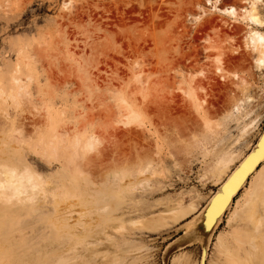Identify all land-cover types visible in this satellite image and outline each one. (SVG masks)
<instances>
[{
  "label": "rangeland",
  "instance_id": "1",
  "mask_svg": "<svg viewBox=\"0 0 264 264\" xmlns=\"http://www.w3.org/2000/svg\"><path fill=\"white\" fill-rule=\"evenodd\" d=\"M249 1L0 0V169L40 178L0 204V264H261L233 210L199 214L264 129Z\"/></svg>",
  "mask_w": 264,
  "mask_h": 264
},
{
  "label": "bare ground",
  "instance_id": "2",
  "mask_svg": "<svg viewBox=\"0 0 264 264\" xmlns=\"http://www.w3.org/2000/svg\"><path fill=\"white\" fill-rule=\"evenodd\" d=\"M258 2H259V0H250L249 1V7L243 9L242 14H240V16L246 22L248 29H249L245 35V45L254 54V56H253L254 68L256 70L260 71L261 69H264V34L253 29V27H260L264 23L256 11V5ZM71 3H72L71 1H67L66 3H63V9H65V10L67 9L66 11H69L71 9V5H72ZM223 12L229 18L235 19L237 17V12L232 7L224 9ZM2 97H4V96H3L2 91L0 90V98H2ZM2 100H3V98H2ZM5 100L16 102L15 101L16 96L9 94L8 96H6ZM251 126H252V124H251ZM247 127H249V126H247ZM259 140H260V143L258 144ZM95 144H96V139L94 137L88 138L82 144L78 141H76L75 143H72L71 145H73V146H72V153L70 154V159H69L70 162H72V163L75 162V160L80 156L79 155L80 152H89V151L93 150V147ZM257 144H258V146H257ZM257 147L258 148L260 147V149L264 148V129L259 134L258 140H257L256 144L253 145V148L251 150H249L246 155H244V156L242 155L243 157L241 156L235 163H233V161L235 159L236 154L226 155V156L222 157V159L220 161V166L218 168L219 174H221V172L227 170L230 167V165H232V163H233L232 166H234L236 163H238V164L235 167H231V168H233V170H231V168H230L229 171L227 172L228 174L227 173L225 174V178L224 179L222 178L221 181L218 182V183H220V185H219L220 186V193H219L220 195H222L221 187L223 186V184L226 183L237 170L238 171L240 170L239 168H241V166L245 162L247 156L250 153H253L255 148L258 149ZM50 148H51L50 150L52 152H55V150H56L55 145H51ZM52 154H54V153H51V155ZM259 162H261V163L258 165V167H256V169L253 171V173H251V175L247 178L245 184L242 186V189H244L243 192H244V196H245L242 204L238 205L239 203L237 201L233 202V200H232V202L229 203L227 210L228 209L233 210V211H230L229 214H230V218L232 217L234 219V221L238 220L240 222H244L245 224H247V226L249 228L248 230L251 231V235H250V239H249V243H250L249 245H251V248L254 251L253 258H255V256L259 257L261 264H264V157H263V159L261 158L257 161V163H259ZM246 163L243 164V166H242L243 168H244ZM239 173H237L232 178L231 181H233ZM248 179H249V181H248ZM230 182H229V184H230ZM0 185H3V188L0 189V204H3V205L9 204L10 205L13 202L22 203L25 201H30L34 198V195L40 186V178L36 174L29 171L28 169L18 171L14 168L6 166V167L0 169ZM214 195L215 194H213L212 197ZM212 197L210 198L207 205L199 212V214H201L203 212L204 224L206 227H208V225H207L208 223L206 222V218H207L208 213L206 215L205 212H206L207 208L209 207L211 200L213 199ZM71 202L68 203V207H69L68 215H72V214L78 212V210H77L78 207L75 209V207H74L75 205H72ZM64 205H65V203H64ZM61 206H63V205H60V207H58V210L56 209V212L59 211V208H60V210L62 209ZM187 210L185 211L184 208L176 210L173 214L174 221H178L183 216H185L188 212H193L195 209H194V207L190 206V207H188ZM62 211H64V209ZM261 214H263V215L261 216ZM58 216H61V215H58ZM69 219L70 218H68L66 220H69ZM72 219L74 220V217ZM216 221L217 222L215 223V225H213L212 229L214 227H216V225L219 223L220 219L216 220ZM69 222H71V221L69 220ZM194 223H195V220H194ZM64 224H66V222ZM190 224H192V223H190ZM186 226H188V224ZM189 227H191V225H189ZM187 233H188V231H187ZM184 235H185V233H184ZM199 244H200V242H199ZM189 245H191V244H189ZM207 247H208V245H207ZM202 254H203V252H202ZM175 257H174V259H175ZM65 259H67V258H65ZM173 260H172V262H173ZM61 261L64 262V260H60L58 262L61 263Z\"/></svg>",
  "mask_w": 264,
  "mask_h": 264
},
{
  "label": "water",
  "instance_id": "3",
  "mask_svg": "<svg viewBox=\"0 0 264 264\" xmlns=\"http://www.w3.org/2000/svg\"><path fill=\"white\" fill-rule=\"evenodd\" d=\"M262 138V137H261ZM261 140V139H260ZM260 140L258 142V144L260 143ZM257 144V146H258ZM258 148V147H257ZM264 157V148L260 149V147L258 149H254L253 153H250L245 162V166L244 168L241 166V168H239L240 170L237 172H235L231 178L223 184V186L221 187V191H222V195L220 194H216L215 196H213L211 203L209 204V207L206 210V222L208 223V227H212L216 220L220 217V215L227 210L229 203L232 202L233 198L239 193V191L242 189V186L245 184L247 178L251 175V173H253V171L256 169V167H258V165L261 163H257V161L259 159H263ZM257 163V164H256ZM256 165V166H255ZM243 168V169H242ZM241 171V172H240ZM240 172V173H239ZM237 177L233 180L232 178L237 174ZM231 181V182H230ZM230 182V184H229Z\"/></svg>",
  "mask_w": 264,
  "mask_h": 264
},
{
  "label": "snow or ice",
  "instance_id": "4",
  "mask_svg": "<svg viewBox=\"0 0 264 264\" xmlns=\"http://www.w3.org/2000/svg\"><path fill=\"white\" fill-rule=\"evenodd\" d=\"M217 63H219V60H217ZM217 71H219V69H217ZM3 188V185H0V189Z\"/></svg>",
  "mask_w": 264,
  "mask_h": 264
}]
</instances>
